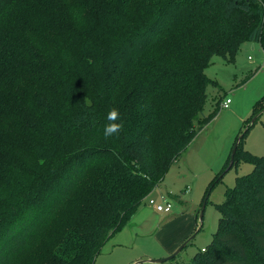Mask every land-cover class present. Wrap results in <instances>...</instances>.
Masks as SVG:
<instances>
[{"label":"trees","instance_id":"1","mask_svg":"<svg viewBox=\"0 0 264 264\" xmlns=\"http://www.w3.org/2000/svg\"><path fill=\"white\" fill-rule=\"evenodd\" d=\"M245 41L264 49V0H0V264H94L212 122L206 70ZM263 110L205 198L253 170L179 264H264V156L242 145Z\"/></svg>","mask_w":264,"mask_h":264},{"label":"rangeland","instance_id":"2","mask_svg":"<svg viewBox=\"0 0 264 264\" xmlns=\"http://www.w3.org/2000/svg\"><path fill=\"white\" fill-rule=\"evenodd\" d=\"M206 73L216 81L207 88L204 107L207 115H214L212 122L199 131L188 150L143 201L132 221L106 242L94 264H179L189 261L212 241L220 217L216 205L225 200L226 190L235 185L237 176L254 167L251 162L239 160L207 195L202 210L210 182L225 167L236 138L249 124L254 104L264 96L261 41H245L234 63L215 56ZM226 98H231V104L223 107ZM255 118L242 145L250 153L264 156V110ZM150 198L158 204L169 200L172 210H157ZM186 242L175 258L161 263L151 261L172 255Z\"/></svg>","mask_w":264,"mask_h":264},{"label":"clouds","instance_id":"3","mask_svg":"<svg viewBox=\"0 0 264 264\" xmlns=\"http://www.w3.org/2000/svg\"><path fill=\"white\" fill-rule=\"evenodd\" d=\"M118 116V111L116 109H112L109 111L107 119L110 121L107 125L104 127V136L110 137L113 134H117L121 128V125L119 123H115Z\"/></svg>","mask_w":264,"mask_h":264},{"label":"water","instance_id":"4","mask_svg":"<svg viewBox=\"0 0 264 264\" xmlns=\"http://www.w3.org/2000/svg\"><path fill=\"white\" fill-rule=\"evenodd\" d=\"M256 119V118H255ZM254 119V120H255ZM253 120V121H254ZM239 141H240V139L237 141V143L235 144V146H234V148H233V150H232V152H231V165L233 164V162H234V156H235V153H236V151H237V148H238V146H239ZM207 199H208V196L205 198V200H204V203H203V208H202V210H204L205 209V206H206V203H207ZM187 244V242L186 243H184L176 252H174L172 255H170V256H168V257H166V258H161V259H152L151 261L152 262H154V263H161V262H165L166 260H169V259H172V258H174L179 252H180V250L185 246ZM143 261H140V262H138L137 264H141Z\"/></svg>","mask_w":264,"mask_h":264},{"label":"built area","instance_id":"5","mask_svg":"<svg viewBox=\"0 0 264 264\" xmlns=\"http://www.w3.org/2000/svg\"><path fill=\"white\" fill-rule=\"evenodd\" d=\"M231 104V98H226L222 101L221 106L228 107ZM150 203L154 204L157 210L169 212L172 210L173 204L168 200L166 203L158 204L153 198H150ZM205 248H203L204 250Z\"/></svg>","mask_w":264,"mask_h":264},{"label":"crops","instance_id":"6","mask_svg":"<svg viewBox=\"0 0 264 264\" xmlns=\"http://www.w3.org/2000/svg\"><path fill=\"white\" fill-rule=\"evenodd\" d=\"M264 50V49H263ZM175 247V246H174ZM173 249V248H172ZM172 251H174V250H172Z\"/></svg>","mask_w":264,"mask_h":264}]
</instances>
